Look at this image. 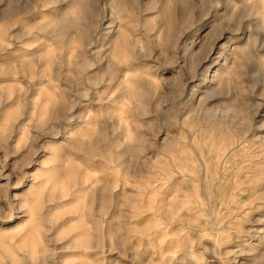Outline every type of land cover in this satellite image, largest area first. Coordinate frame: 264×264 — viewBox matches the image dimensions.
I'll list each match as a JSON object with an SVG mask.
<instances>
[{"label":"rangeland","instance_id":"1","mask_svg":"<svg viewBox=\"0 0 264 264\" xmlns=\"http://www.w3.org/2000/svg\"><path fill=\"white\" fill-rule=\"evenodd\" d=\"M0 264H264V0H0Z\"/></svg>","mask_w":264,"mask_h":264}]
</instances>
